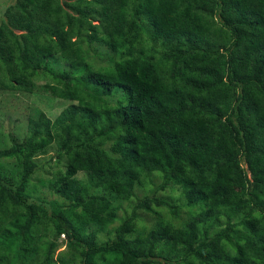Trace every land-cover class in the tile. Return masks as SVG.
<instances>
[{
    "label": "trees",
    "instance_id": "16d2710c",
    "mask_svg": "<svg viewBox=\"0 0 264 264\" xmlns=\"http://www.w3.org/2000/svg\"><path fill=\"white\" fill-rule=\"evenodd\" d=\"M0 8V91L32 93L48 77L43 91L69 102L54 120L28 117L23 140L0 149L16 163L0 172V264L37 252L38 224L52 235L40 264L62 235L80 264H264V0ZM51 145L64 169L48 183L57 200L42 203L28 188ZM153 178L119 218L110 198L130 201ZM173 187L189 219L132 237L137 210L177 216L154 196Z\"/></svg>",
    "mask_w": 264,
    "mask_h": 264
},
{
    "label": "rangeland",
    "instance_id": "374dc122",
    "mask_svg": "<svg viewBox=\"0 0 264 264\" xmlns=\"http://www.w3.org/2000/svg\"><path fill=\"white\" fill-rule=\"evenodd\" d=\"M5 1L8 0H0V4ZM91 58V61L99 64L100 60L97 54L92 53ZM45 82H51V80L48 77L37 80L36 88L32 93L0 91V149L6 148L11 144L10 137L23 140L27 134L28 117L37 118L40 113H44L50 120H54L69 105V102L53 98L44 92L41 87ZM55 151V145H51L45 154L37 158L42 168L32 177L29 183L28 191H30L34 198L42 201V203L57 200V197L50 192L48 183L49 180L55 178V172L64 169V161H56ZM15 164L13 160L0 161V172L10 176V171L14 169ZM78 178L85 179V176L80 173L78 174ZM146 182L144 186H136L135 197L130 201L113 200L107 195L111 199L113 206L120 207L118 211L119 218H124L126 214H130L136 201L145 196H150L153 187L160 184L159 178H153L151 183L148 180ZM95 193L103 194L99 190L95 191ZM154 196L172 205H180L177 216L174 217L170 210L163 206L156 207L152 205L158 215L147 213L141 209L137 210V219L135 221L136 232L132 234V237L143 235V233L155 228L159 220L171 221L173 224H182L189 219L188 211L183 207L184 197L179 187L156 191ZM118 223L115 222L111 227L118 225ZM33 234L35 236L33 246L37 248V252L23 260L22 263L16 260L14 262L15 264H40L43 260L45 255L44 247H46L52 238L50 229L48 226L38 224ZM62 261L65 264H80V257L77 252L70 250L65 244V239L60 237L57 241L51 262L52 264H61Z\"/></svg>",
    "mask_w": 264,
    "mask_h": 264
},
{
    "label": "clouds",
    "instance_id": "9594fccd",
    "mask_svg": "<svg viewBox=\"0 0 264 264\" xmlns=\"http://www.w3.org/2000/svg\"><path fill=\"white\" fill-rule=\"evenodd\" d=\"M61 237H63L64 238V236L62 235Z\"/></svg>",
    "mask_w": 264,
    "mask_h": 264
}]
</instances>
